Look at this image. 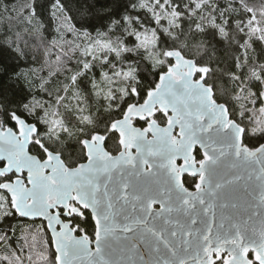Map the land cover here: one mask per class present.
Segmentation results:
<instances>
[{"label":"trees","instance_id":"obj_1","mask_svg":"<svg viewBox=\"0 0 264 264\" xmlns=\"http://www.w3.org/2000/svg\"><path fill=\"white\" fill-rule=\"evenodd\" d=\"M169 51L209 69L205 85L250 147L264 137V0H0L2 125L17 131L13 112L18 125H37L35 138L67 168L85 162L80 141L95 133L115 155L109 127L144 103ZM29 152L45 159L34 143ZM0 221V264H55L46 232L13 215L4 191Z\"/></svg>","mask_w":264,"mask_h":264},{"label":"snow or ice","instance_id":"obj_2","mask_svg":"<svg viewBox=\"0 0 264 264\" xmlns=\"http://www.w3.org/2000/svg\"><path fill=\"white\" fill-rule=\"evenodd\" d=\"M165 55L175 63L145 94L146 102L153 94H162L174 70L183 79L178 67L181 53L169 51ZM195 71L200 73L203 87L209 69L198 67ZM132 94L140 95L135 88ZM208 112L211 115L189 112L188 119L181 122L175 119V109L161 105L159 113L138 116L136 122H143L145 134L153 136L157 135L153 120L163 117L167 123L156 127L165 135L146 153L135 144L126 146L127 155L123 151L117 156L105 153L100 169L89 168L93 140L100 136L105 143L107 137L95 133L93 140H81L87 164L78 168L97 173L95 181L88 180L91 202L80 193H69L51 204L38 199L39 186L30 169L27 183L31 189L24 187L17 192L5 187L24 185L23 168L15 169L14 179L0 183V191L9 193L13 215L43 228L46 243L54 249L55 264H264V239L257 235L264 233V137L250 147L246 130L224 119L227 106L209 107ZM11 116L18 127L20 118L15 112ZM25 125L31 134L38 131L35 124ZM108 130L113 135L120 131L111 126ZM229 130L234 143H225L222 138ZM172 137L180 142L182 151L169 149ZM27 142L43 151L47 165L52 153L43 142ZM157 156L161 160L154 163ZM5 167L0 166V175L6 174ZM54 171L49 172L50 178ZM16 196L20 199L12 203ZM27 199L33 203L26 204ZM69 203L76 206L71 214ZM8 219L4 217V221ZM73 244L80 245L79 254L70 253Z\"/></svg>","mask_w":264,"mask_h":264},{"label":"water","instance_id":"obj_3","mask_svg":"<svg viewBox=\"0 0 264 264\" xmlns=\"http://www.w3.org/2000/svg\"><path fill=\"white\" fill-rule=\"evenodd\" d=\"M171 60L174 64L175 59L171 58ZM178 67L179 72L183 75V79L181 78V75H177L176 71L174 70L171 82H168L167 80L165 81L162 94L160 96L153 94L151 97H148L147 102L145 100L144 103L139 108H137L138 114L150 116L151 112H154L155 108L160 110L161 105H165L170 109H175V119L183 122L184 120L188 119L189 112L193 113V115H195L198 111L207 115H211V113L208 112L209 107L223 105L218 104L213 100L212 91L210 93H206L204 91V89L210 87L205 85V82H203V87H201V84L199 83L201 77L198 80H195V68L197 66L195 65L194 61L185 60L183 58ZM167 73L168 71L165 72V74ZM189 76L191 77L190 79ZM212 101L215 102V105L212 104ZM148 104L152 105L151 109L146 106ZM131 109L132 107H129L126 110L124 116L117 120L115 125L112 124V127H116L120 130L119 134L121 135V143L123 148L126 146V144H135L146 153L149 148H155V146L159 143L160 138L163 137L165 133L160 127H156L157 123L155 121H153V127L157 133L156 136L145 134L144 129L132 125L130 121V116L132 115ZM224 119L229 123L232 121L228 112L224 116ZM2 121L3 120L0 116V157H3V159H0V164L2 163L3 166L7 165V167L3 169L4 173H6L4 175H16L15 169L23 168L25 169V179L27 181V170L30 169L33 173V181L39 186L36 189L37 197L38 199L46 200L47 203L48 200L51 199H55L56 201L63 200L69 193H71L73 196L76 193H80L82 198L89 199V202H91V186L88 184V180L91 179L95 181L97 173L90 171L89 168L93 170L102 168L104 164L105 153H108L104 147V143L101 142L100 136H96L94 140L91 139L93 140V160L89 168H78V165L87 164L86 154V161L78 164L74 168H66L60 156L55 153H52L49 163L45 165L44 161L46 157L41 161L37 156L29 152L31 143H28L27 141L30 139V135L32 134L26 127L25 123L22 122L19 124L20 133L16 134L11 129L3 130ZM222 138L225 143L235 142L234 134L231 130L223 133ZM149 141H151V144ZM168 147L170 150L178 152L182 151L180 142L177 139H173V137L170 138ZM123 152L125 155H127V152ZM118 154L113 156H117ZM57 156L59 159H57ZM160 160L161 157L157 156L154 158V163H159ZM53 169L55 171L50 178L49 172H51ZM176 171L178 174L180 170L177 169ZM24 187L31 189L32 185H29L28 183L24 185L14 184L10 188H15L17 192H20ZM19 199L20 197L16 196L12 199V203L17 202ZM25 203L32 204L33 201L31 199H27ZM257 235L258 239H264V233H258ZM80 250V245L73 244L70 247V253L73 255L79 254ZM114 258L120 259L121 257L116 256Z\"/></svg>","mask_w":264,"mask_h":264},{"label":"rangeland","instance_id":"obj_4","mask_svg":"<svg viewBox=\"0 0 264 264\" xmlns=\"http://www.w3.org/2000/svg\"><path fill=\"white\" fill-rule=\"evenodd\" d=\"M185 59V58H184ZM185 60H187V59H185ZM173 64V63H172ZM196 68H198V67H196ZM168 69H169V65H167V70H166V72L168 71ZM165 73V72H164ZM200 75V73L199 72H196L195 71V80H198L201 76H199ZM141 106V105H140ZM139 106V107H140ZM139 107H136L135 109H137V108H139ZM133 108V107H132ZM133 110H134V108H133ZM132 111V110H131ZM160 110H158L157 108H155L154 109V112H156V113H158ZM125 114V113H124ZM124 116V115H123ZM145 117H148V115H145ZM57 122H55V123H59L60 122V120H56ZM130 121H131V124L132 125H134L135 127H139V128H141V129H144V127H141V126H136L135 125V121H136V117H134V116H130ZM153 121H155V120H153ZM156 122V121H155ZM157 123V122H156ZM158 124V123H157ZM165 124H166V120H165ZM164 124V125H165ZM159 125V124H158ZM164 125H161V126H164ZM2 128H3V130H5V129H9V128H7V127H4L3 125H2ZM13 132H15L16 134H19L20 133V128H19V125H18V128H17V131H13ZM35 135H36V133L35 134H32V135H30V139L34 142V141H36L37 139L35 138ZM94 136V135H93ZM93 136H91V138L90 139H88V140H91V139H93ZM173 139H175L174 137H173ZM121 135L119 134V143H120V152L123 150V151H125V153L127 152V147L126 146H128L129 144H126V146L123 148L122 147V143H121ZM31 145V144H30ZM84 153H85V151H84ZM85 161H86V156H85ZM5 180H2L1 179V181H0V183H3ZM73 208V206H71V209ZM36 235V234H35ZM38 237H39V235H37ZM46 238V237H45ZM45 238H42L41 240L45 243V246H46V239ZM38 241V240H37ZM48 257H49V252L47 251L46 253H45V259H48ZM45 264H51V262L50 261H48V262H46Z\"/></svg>","mask_w":264,"mask_h":264},{"label":"flooded vegetation","instance_id":"obj_5","mask_svg":"<svg viewBox=\"0 0 264 264\" xmlns=\"http://www.w3.org/2000/svg\"><path fill=\"white\" fill-rule=\"evenodd\" d=\"M177 79H178V78H177ZM131 114H132L131 116H134V117H136V118H137L138 116H145V114H138V113H137V109L132 110V111H131ZM119 152H120V151H119ZM119 152H118V153H119ZM118 153H117V154H118ZM115 155H116V154H115ZM43 160H44V159H43ZM41 161H42V160H41ZM0 166H3V164L1 163ZM66 168H67V167H66ZM15 176H16L15 174L2 175V176H0V180H1V179H2V180H5V179L8 180L9 178H13V179H14ZM25 177H26L25 174H24L23 177H21V178L24 180V184L27 183ZM6 180H5V181H6ZM11 186H12V185H6L5 187L10 188ZM55 201H56L55 199H51V200H48V203H50V204H51V203H55ZM71 206H73L72 209H71ZM67 210H68L69 214H71L74 210H76V206L73 205V204H71V203H69L68 206H67ZM80 210L82 211L83 209H80Z\"/></svg>","mask_w":264,"mask_h":264}]
</instances>
